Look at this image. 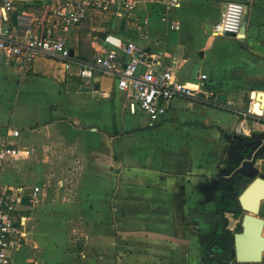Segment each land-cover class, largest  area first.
<instances>
[{
	"label": "crops",
	"instance_id": "1",
	"mask_svg": "<svg viewBox=\"0 0 264 264\" xmlns=\"http://www.w3.org/2000/svg\"><path fill=\"white\" fill-rule=\"evenodd\" d=\"M12 1L17 12L36 18L43 5L63 0ZM166 1L137 0L136 9L122 15L113 6L91 9L67 35L70 68L40 56L22 74L0 51L2 146L69 152L68 159L53 161V177L59 174V197L68 189L62 184L70 182L76 198L64 203L72 212L62 218L55 210L47 213L48 205L56 206L44 201L41 185L0 178L29 190L20 204L28 212L35 205L31 189L41 188L37 214L29 212L12 264L61 263L56 254L62 246L49 250L29 237L32 218L39 229L51 224L50 230L83 231L78 264H215L209 246L222 232L221 192L205 185L242 153L235 135L264 129V105L257 100L264 91V0H234L244 5L246 31L239 36L213 34L232 0H177L169 6ZM108 33L143 46L156 68L171 67L195 95L176 97L167 116L151 125L142 110L130 109L116 77L98 72L84 83L79 65L108 49ZM226 216L227 228L240 231L239 219ZM252 264H264V255Z\"/></svg>",
	"mask_w": 264,
	"mask_h": 264
},
{
	"label": "built area",
	"instance_id": "2",
	"mask_svg": "<svg viewBox=\"0 0 264 264\" xmlns=\"http://www.w3.org/2000/svg\"><path fill=\"white\" fill-rule=\"evenodd\" d=\"M0 1V51L22 74L30 72L34 60L40 56L56 58L70 68L73 57L67 35L91 9L105 10L113 6L122 15L137 7V0H63L55 6L43 5L39 17L33 18L25 12H17L12 0ZM176 2L167 0L166 5ZM243 14L241 2L229 1L213 26V34H245ZM11 17L15 18L14 23ZM163 19L169 21L166 13ZM171 27L179 28L175 24ZM104 41L108 45L106 51L99 52L92 61L80 63V78L85 83L93 80L98 72L116 77L118 88L128 95L130 109L133 112L142 110L151 125L167 116L176 97L195 95L194 89L180 80L171 67L156 68L140 44L124 41L114 33H108ZM27 153L20 146L9 143L0 148V162ZM40 190V186L33 187L31 198L38 197ZM28 193L24 186L5 184L0 179V264H12L11 253L26 233L30 214L21 209L20 204Z\"/></svg>",
	"mask_w": 264,
	"mask_h": 264
},
{
	"label": "water",
	"instance_id": "3",
	"mask_svg": "<svg viewBox=\"0 0 264 264\" xmlns=\"http://www.w3.org/2000/svg\"><path fill=\"white\" fill-rule=\"evenodd\" d=\"M257 100L264 105V91L258 92ZM235 138L242 142L239 158L227 164L225 173L205 185L206 190H219L222 195L223 206L219 209L222 233L214 237L209 248L215 264L259 263L264 255V218L260 216L264 201V160L259 162L264 157V129ZM227 214L239 219L240 231L227 228L230 224Z\"/></svg>",
	"mask_w": 264,
	"mask_h": 264
},
{
	"label": "rangeland",
	"instance_id": "4",
	"mask_svg": "<svg viewBox=\"0 0 264 264\" xmlns=\"http://www.w3.org/2000/svg\"><path fill=\"white\" fill-rule=\"evenodd\" d=\"M3 135H0V147L3 145L4 140ZM73 153V152H72ZM62 156V158H69V152H58L53 150H44V151H33L29 152L28 158L23 157H14L9 160L0 162V178L4 182L10 183V178L15 179V182H21L28 187L34 184H39L42 186V194L44 195V201L46 203L50 202L56 207H52L48 205L47 213H51L52 210L57 211L56 214L70 213L69 209L65 207L66 202H75L74 192H70L74 187L72 183L62 184V189L68 188L65 195H61L59 197L57 195V191L60 187L58 182V177H53V169L52 164L53 161L58 160ZM42 168L39 169V166ZM53 178H56L55 180ZM73 194V197L69 198ZM65 196H68L65 198ZM40 196L32 198L35 205L29 208V212L32 211V216H35L38 211V203L40 201ZM66 208V209H65ZM78 211H75L78 217ZM58 220L61 215H53ZM52 217V215H51ZM78 218H76L77 220ZM32 224L30 231L31 236H29L34 244L42 243L47 249L58 251L62 246V251L58 252L56 255L58 257L57 260H60L61 263L58 264H78L79 258L81 255L79 254V249L82 248L84 244V235L83 231H75V230H50L52 225L48 224L43 227V229H39V224L35 222V219L32 218L30 221V225ZM50 226V227H49ZM59 234L61 236L65 235V239L59 242ZM65 240V242H63ZM38 242V243H37ZM79 257V258H78Z\"/></svg>",
	"mask_w": 264,
	"mask_h": 264
},
{
	"label": "flooded vegetation",
	"instance_id": "5",
	"mask_svg": "<svg viewBox=\"0 0 264 264\" xmlns=\"http://www.w3.org/2000/svg\"><path fill=\"white\" fill-rule=\"evenodd\" d=\"M222 195H220V198H219V200L217 201V204H218V212H219V209L223 206V203H220V201L222 200V197H221ZM222 233V232H221ZM220 233V234H221ZM219 234H214L213 236H212V242H211V244H210V246L209 247H211L213 244H214V237L215 236H218Z\"/></svg>",
	"mask_w": 264,
	"mask_h": 264
}]
</instances>
